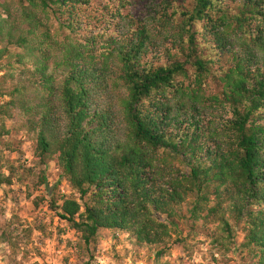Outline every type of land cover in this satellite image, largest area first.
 <instances>
[{
  "label": "trees",
  "instance_id": "obj_1",
  "mask_svg": "<svg viewBox=\"0 0 264 264\" xmlns=\"http://www.w3.org/2000/svg\"><path fill=\"white\" fill-rule=\"evenodd\" d=\"M23 1L20 22L1 19L0 27L23 49L20 63L33 64L29 75L41 102L25 110L38 116L37 154L42 162L57 155L80 194L81 202L51 201L61 219L87 246L100 229L161 245L191 199L192 218L204 210L220 214L229 236L224 211L244 219L242 244L264 264V0H240L232 14L223 0L154 12V28L172 40L164 62L149 58L157 37L150 21L132 24L123 37L66 35L60 42L46 19L53 13L61 30L75 33L81 29L75 13L86 1ZM207 50L226 62L216 67ZM210 78L218 94L206 95ZM218 108L230 116L208 118ZM211 196L216 203L209 207Z\"/></svg>",
  "mask_w": 264,
  "mask_h": 264
},
{
  "label": "rangeland",
  "instance_id": "obj_2",
  "mask_svg": "<svg viewBox=\"0 0 264 264\" xmlns=\"http://www.w3.org/2000/svg\"><path fill=\"white\" fill-rule=\"evenodd\" d=\"M85 1L79 4L75 13L81 24V29L75 33L61 30L60 21L53 13L46 19L54 40L61 42L64 36L71 35L83 41L93 33L112 37L128 35L134 24L149 22L154 12L161 10L160 13L164 14V7L169 13L174 6L190 8L193 2ZM223 3L228 13L232 14L236 12L240 0H223ZM25 4L27 2L23 0H0V21L20 22ZM148 25H152L153 32L157 34L155 50L149 58L155 57V60L164 62L172 40H166V33L160 35L154 28L159 22L150 21ZM6 30L7 26L0 27V50L6 49L0 56V264H260L253 249L242 244L247 233L244 219L239 221L237 213L224 211L232 229L229 236L223 230L220 214L208 216L204 210L199 218H192L191 199L179 209L180 216L176 218L179 226L172 229L166 243L140 245L127 231L100 229L96 241L87 246L81 233L61 219L58 214L61 210L51 206L52 200L57 206L68 198L81 202L80 194L62 175L57 155L42 162L37 154L38 130L33 128V124L38 116L25 110V105L41 102L29 75L33 64L32 61H26L25 65L20 63L19 55L23 49L9 43L4 35ZM55 53L61 55L59 50ZM203 54L212 57L216 67L227 60L224 54L212 56L214 53L210 50ZM180 58L185 59L183 54ZM52 67L50 62V70ZM187 67L191 73L194 71L190 65ZM58 72L55 74L59 75ZM207 82L206 95L218 94L221 89L219 84L212 78ZM18 87L20 91L14 92ZM209 111L211 115L208 118L215 120L230 116L228 110L222 108ZM42 171L47 178L45 183H41ZM215 203V197L211 196L209 207Z\"/></svg>",
  "mask_w": 264,
  "mask_h": 264
}]
</instances>
